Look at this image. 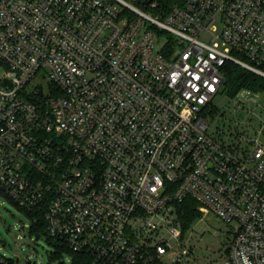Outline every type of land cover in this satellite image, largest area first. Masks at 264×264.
Instances as JSON below:
<instances>
[{"label":"built area","instance_id":"2783aa9c","mask_svg":"<svg viewBox=\"0 0 264 264\" xmlns=\"http://www.w3.org/2000/svg\"><path fill=\"white\" fill-rule=\"evenodd\" d=\"M171 1L0 0V193L86 264H198L187 198L264 264V142L214 103L264 77V0Z\"/></svg>","mask_w":264,"mask_h":264},{"label":"rangeland","instance_id":"374dc122","mask_svg":"<svg viewBox=\"0 0 264 264\" xmlns=\"http://www.w3.org/2000/svg\"><path fill=\"white\" fill-rule=\"evenodd\" d=\"M2 72L0 65V74ZM44 85L48 92V83ZM245 96L244 109L237 108L236 112L226 93L219 94L214 103L225 109L227 127L230 126L233 131H245L249 136H258L264 142V133L258 134L259 129H264V93L247 91ZM216 124L217 121H211V125ZM29 226L30 220L26 214L0 193V253L15 259L16 264H73L72 255L60 253L45 235L37 240L33 238ZM234 227V223L228 224L214 213L196 219L191 227L190 242L195 249L197 263L205 264L210 259L222 264L224 250L233 236Z\"/></svg>","mask_w":264,"mask_h":264},{"label":"trees","instance_id":"16d2710c","mask_svg":"<svg viewBox=\"0 0 264 264\" xmlns=\"http://www.w3.org/2000/svg\"><path fill=\"white\" fill-rule=\"evenodd\" d=\"M169 2H172L169 0ZM171 41V40H170ZM225 90L230 98H234L241 91H253V92H261L264 93V77L244 68L236 63L228 62L225 65ZM213 111L216 113L219 111V108L213 106ZM30 220L29 231L30 235L36 239L39 235V238L42 235L47 237L48 242L55 245L58 248V251L61 253H69L72 255L73 264H86L87 256L80 253L72 252L67 246V244L60 239L53 238L47 233V225L46 221L43 217H40L36 220L33 219V214L25 209L18 207ZM180 214L181 220L183 223L184 230L191 228L199 217H201V213L198 211L196 202L193 198H187L180 205ZM6 263L0 264H16V260L13 258H6Z\"/></svg>","mask_w":264,"mask_h":264},{"label":"water","instance_id":"95a60500","mask_svg":"<svg viewBox=\"0 0 264 264\" xmlns=\"http://www.w3.org/2000/svg\"><path fill=\"white\" fill-rule=\"evenodd\" d=\"M39 239V235L36 237V240Z\"/></svg>","mask_w":264,"mask_h":264}]
</instances>
